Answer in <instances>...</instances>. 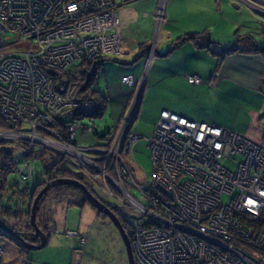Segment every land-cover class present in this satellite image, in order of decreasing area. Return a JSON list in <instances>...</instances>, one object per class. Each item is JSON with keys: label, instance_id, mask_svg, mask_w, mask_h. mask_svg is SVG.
Here are the masks:
<instances>
[{"label": "built area", "instance_id": "built-area-1", "mask_svg": "<svg viewBox=\"0 0 264 264\" xmlns=\"http://www.w3.org/2000/svg\"><path fill=\"white\" fill-rule=\"evenodd\" d=\"M136 1L0 0V118L27 126L19 132L29 133L21 137L30 142H40L38 131L47 133L43 145L55 138L61 151L68 148L96 180L99 173L112 184L104 156L112 157L116 149L131 153L141 139L131 130L130 108L143 81L135 85L132 76L121 77V84L136 91L123 106L121 127L108 132L114 140L107 147H89L77 144L78 131H85L76 123L60 126L67 129L66 136L56 126L59 117H88L93 103L75 98V86L54 87L47 71L64 73L74 62L120 59L129 53L132 28L122 14ZM157 2L160 22L165 0ZM249 2L264 12L258 7L264 8V0ZM186 80L201 83L197 75ZM147 144L150 178L144 174L139 184L133 175H124V183L142 201L117 183L119 197L107 190L129 223L134 264H264L237 246L249 243L244 249L264 253V139L253 142L230 129L164 110ZM87 151L93 155L83 159ZM232 156L241 158L234 170L225 166ZM15 174L21 189L31 181L32 164L17 163Z\"/></svg>", "mask_w": 264, "mask_h": 264}, {"label": "rangeland", "instance_id": "rangeland-1", "mask_svg": "<svg viewBox=\"0 0 264 264\" xmlns=\"http://www.w3.org/2000/svg\"><path fill=\"white\" fill-rule=\"evenodd\" d=\"M145 1L149 2L147 8L149 16L143 23L141 22V29L139 30V32L140 34L144 35L143 39L147 38L145 41L148 42L147 44L149 53L147 52V56L145 55L144 58H141L134 64L118 65L111 62L105 63L102 67V70L98 72L95 82L92 84V89L99 92L100 95H102L107 101L106 110L103 112L101 118H95L94 121L90 122V126H92L94 132L97 135H102L105 130L112 128L114 124L117 125V129L121 127L122 113H125V109H121V115L117 118V107L122 104L124 94L129 91L128 86L126 87V85L124 84L123 86H121V88L117 87L118 85L116 84V82L121 75H132L136 80L143 79L144 85L140 103H146L145 105H147L150 102L149 98L146 100L144 96L145 87H147V85L145 86V78L149 69L150 62L153 59L155 53V46L160 43V36L164 32L163 19L166 18V14L164 13L165 4H167V1L168 4H173L175 0H165V4L162 8L163 19H161L160 22H157L155 14L156 7L158 5L157 0L139 1V6H141V9L143 7L141 5V2ZM176 1L179 4H182V9H185V11L194 13L197 11L209 12V10H207L209 9L207 6H203V10L201 9L202 7L198 6V0ZM243 2L245 1L243 0ZM234 3L235 5L239 6L236 2ZM244 5L248 6L247 2H245ZM228 7L229 8L227 10H231L234 12H237L238 10L239 13V9H235L232 6ZM258 7L264 9L262 6ZM224 10L225 9L223 8V11ZM242 11L246 13L247 8L246 10L243 9ZM244 13H240L239 16L240 18H244L242 19L243 21H245L242 24L244 28L237 29L234 24L230 22L228 33H222L219 36H227V38L229 39L228 41L231 40L232 43L234 42V39L238 40L239 37L243 38L245 36H249L252 39L254 37V40L259 43V45H262L264 42L262 39L260 40V35L258 32L259 27L255 24V22H264V16L262 17L258 13L254 12L250 17V15L247 16ZM259 13H263L262 15H264V12L262 11ZM224 14L225 19H228V14L230 13L226 11L224 12ZM184 22L185 20H183L182 23ZM227 26L228 25L225 24V27ZM148 30H150L149 34L147 32ZM236 32L237 36L235 37L234 34ZM237 37L238 39H236ZM136 38L137 36L134 37V39ZM138 40H141V38H138ZM78 65V62H74L70 67L72 69L78 67ZM135 85L138 84L135 83ZM134 92L136 93V91L133 89L131 93L132 98L135 95ZM151 117L152 116L147 119L150 120ZM147 119L145 120L144 118L141 120L140 116L137 113L133 122L134 124L131 125V130L132 126L135 125V123H138L139 126L143 125L147 127V123L149 122ZM5 122L8 123L9 121L5 120ZM84 122L88 123L89 121L87 118H85ZM17 123L18 122H15L16 125H12V128H0V139H5L0 140V148L3 147L8 149L12 154L10 163L12 161L11 165H13L14 168V170H12L13 175L15 174V165L17 163H20V165L24 163H30L32 164L33 169L32 184L35 185L36 183H39L41 179L43 182L38 187L36 186L37 189L34 188L30 194L25 190L26 185H24L23 188L20 189L19 180H16V184L14 187L7 182L4 185L5 188L3 190H0V199H2L0 203H2V205H5L8 197L10 198L9 204L12 206H25L24 204L26 203L22 204L21 201H26L29 203L31 202L30 214H27V217L29 216L27 220L31 224L32 205L36 197L47 184L58 179H72L77 180L81 184L85 185L84 182L87 181L86 177L83 178L84 182H82L75 177L66 174L64 169L70 168L74 172H83L85 175H87L88 173V179H90L91 177L94 178L95 174L89 173L88 171L84 170L82 160L77 159V157H72L67 154L61 155L62 151L60 147L55 144V138H49L54 143L50 142L43 145L42 141H45V137H49L47 136V133L43 131H38L37 136L35 137L39 139L40 142L35 143L30 142L27 139H22L21 135L28 136L29 133L25 131L20 133L19 129L27 128V126ZM17 125V129L14 130ZM56 127L59 130L61 129L60 125L58 124ZM62 131L63 135L66 136L67 129L65 128ZM244 136L252 140L253 142H260L262 139H264V135L262 137V134L257 136L252 135L249 132L244 134ZM141 137L143 139H140L132 148V163L134 164V167L128 163V158H126L125 156V162L130 165V168L133 171L134 180L139 184H141L144 174L148 176V179L150 178L149 175L152 170L150 150L147 146V139L149 136L141 134ZM92 138L93 137L90 136L89 138L85 139V137L81 135L77 144L81 146H88L92 143ZM24 151H27V154H23ZM83 154L86 155L83 159H88L91 155H93L89 151L84 152ZM20 159L23 161H19ZM231 159L232 162L227 163L225 166L230 170H234L236 164L241 161V158L232 156ZM96 165L99 168H103V162H98L96 163ZM44 168H48V171H50L47 172V175H51L52 172L55 174L51 180H49V177L44 175ZM97 181L99 185L95 184L94 186H92V189L96 196L103 203L115 204V198H113L107 191H112L111 184L107 183L104 180L102 174L99 173L97 175ZM115 182L119 187L129 189L130 192L136 196V198L142 201L139 192L132 189L129 184L126 185L119 182L118 180ZM58 186H51L42 194L36 205L34 213V225L45 236L49 237L47 245L42 249H26V251H24L22 247L23 244L20 240L14 237L8 238L7 236L0 234V264H128L122 239L115 226L108 219H104L101 214H99L94 208L86 203L81 207L70 205V202L74 201L70 194L67 195V197L59 199V191H57L58 189L55 190ZM17 194H19L20 196H18ZM114 194L119 197L118 194ZM131 210L134 212V209ZM0 211H2L1 207ZM8 222H10L11 225L12 222ZM31 227L33 229V232L35 233L32 224ZM49 230L50 233L47 234ZM19 232L22 231L19 230ZM18 236L23 240L22 236H20L19 234ZM23 241L31 243V241L29 240ZM253 257L259 259V256L256 254H253Z\"/></svg>", "mask_w": 264, "mask_h": 264}, {"label": "crops", "instance_id": "crops-1", "mask_svg": "<svg viewBox=\"0 0 264 264\" xmlns=\"http://www.w3.org/2000/svg\"><path fill=\"white\" fill-rule=\"evenodd\" d=\"M139 1L130 4L122 14L132 28V45L129 53L120 58L124 65L134 64L140 60L134 58L138 45L145 44L148 47V42L145 41L147 38L143 39L144 35L140 34L139 30L141 22L143 23L149 16L147 11L149 2H141L143 6L141 9ZM224 1L198 0V6L202 7V10L203 6H207L209 12L195 13L182 9V4L177 3L176 0L173 4H168V1L167 4L164 3L166 18L162 19L165 33H162L160 43L155 46V53L145 78L147 87L144 96L146 100L149 98L150 102L147 105L140 103L137 111L141 120L152 117L150 120L147 119L149 121L147 127L139 126L138 123L132 126V131L140 137L141 134L150 136L160 113L164 110L194 122L213 124L242 135L247 132L257 136L262 134L263 137L264 43L254 51L240 52L235 49L225 52L224 49L227 50L237 44V40L234 39L232 43L231 40L228 41L227 36H219L228 33L230 22L237 29L244 28L242 26L245 22L242 20L244 18L239 17L240 13H244L243 9L247 8V12L250 11L244 13L250 17L256 11L251 6L250 8L244 5L246 1L243 0ZM228 6L239 9V13L238 10L237 12L230 10L231 13L227 10ZM226 11L230 13L228 19H225ZM225 24L228 26L225 27ZM147 32L149 34L150 30ZM201 32H207L213 43L199 46L189 40L169 51L170 43L184 34ZM259 35L260 40L264 42L263 35L261 33ZM136 36L137 38L134 39ZM234 36H237V32ZM187 75H197L201 83L189 84L186 80ZM122 76L125 75L117 79L118 88L123 86L120 82ZM133 79L135 83L143 81L134 77ZM125 97L123 96L122 104L117 107V117L123 109Z\"/></svg>", "mask_w": 264, "mask_h": 264}, {"label": "trees", "instance_id": "trees-1", "mask_svg": "<svg viewBox=\"0 0 264 264\" xmlns=\"http://www.w3.org/2000/svg\"><path fill=\"white\" fill-rule=\"evenodd\" d=\"M263 38H264V32H262ZM193 41L195 43H197L199 46H208L210 44H212V40L209 37V34L207 32H201V33H189V34H184L183 36H181L180 38L176 39L175 41L170 43L169 46V51L173 50L174 48L178 47L179 45H181L182 43L186 42V41ZM237 44L232 45L231 47H229V49H224L225 52H230L233 50H237L240 52H248V51H254V50H258L255 49L254 43H253V39L251 37L248 36V38H241L238 39ZM237 47V48H236ZM148 47L145 44H140L137 46L136 48V53H135V60L136 59H141L145 57V53L148 51ZM223 50V51H224ZM134 60V61H135ZM115 63V64H122L124 65L125 63L122 62L120 59H116V58H104V59H97L94 60L92 62H81L78 63V67L75 68H70L68 71L64 72V73H53L52 71H47L49 76L51 77V81L54 85V87H66L68 88L69 86H75L76 90L74 93L75 98H79L82 100H88L91 101L95 107V110L89 114H87L88 117H86L88 119V123H85V116H83L82 114L76 113L75 115L71 116V117H66L64 119L61 120V117H59L57 119V123L60 126H64L68 123H76L77 125L80 126L81 130H84L85 132L82 131H78L77 133V139L80 138V136L83 134L85 139L89 138L90 136H92V145H88L89 147H103L106 146V144L109 142L108 139H106L108 132L115 126L105 130L102 135H97L92 126H90V122L94 121L95 118H101L103 112L106 110V105H107V101L106 99L100 95L99 92H97L96 90L92 89V84L95 82V79L98 75V72L102 70V67L105 63ZM127 76V75H125ZM127 93V92H126ZM124 96H126V94H124ZM126 99V97H125ZM141 102V100H140ZM82 115V116H81ZM118 118V117H117ZM116 118V121H117ZM135 120V117L133 118V122ZM115 121V122H116ZM12 128V124H10L9 122H5L3 120L0 119V128ZM88 130H91V132L88 133ZM82 133V134H81ZM82 135V136H83ZM141 138V137H140ZM140 140V139H139ZM148 146V145H147ZM134 147V146H133ZM132 147V148H133ZM0 190H3L5 187L4 185L8 182L10 183L11 186H15L16 184V180H18L17 175L14 174L13 175V165H11L10 160L12 159V154L10 153V151L6 148H0ZM23 154H27V151H24ZM25 156V155H24ZM10 158V159H9ZM131 160H132V150H131ZM20 161H22L20 159ZM48 168H44V175L49 177V180H51L54 177V173L52 172L51 175H47ZM65 173L75 177L76 179L84 182V179L81 177V174L78 172H74L72 171L70 168L64 169ZM80 174V175H79ZM33 178V175H32ZM32 178L31 181L28 184H25V190L30 194L31 191L36 188L43 182L42 179L39 183H36L35 185L32 184ZM85 185H87L84 182ZM37 186V187H36ZM89 188V186L87 185V189ZM58 189V190H57ZM55 190L59 191L58 193V198L61 199L63 197H67V195H71L74 201L70 202V205H75V206H83L85 203L87 204L83 193L76 187L73 186H69V185H63V186H58ZM89 190V189H88ZM28 194V196H29ZM18 196H20L19 194H17ZM2 197V196H1ZM7 202L5 205H2V203H0V207L2 208V211H0V220L2 222H4L7 226H9L10 228L13 227V229H20L22 232H19L17 230V233H23L20 236L23 237V240H29L32 237V232L33 229L31 227L30 222L27 220L29 218V216L27 217V214H30V205L31 202H26V201H21L22 204H24L25 206H21V207H17V206H12L9 204V200L10 198H7ZM2 199H0L1 201ZM25 219V220H24ZM11 221V225L10 222ZM22 224V225H21ZM124 230L126 232V234L128 235L130 241H132V233H131V229L125 225L124 226ZM50 233V230L48 231L47 234ZM17 235V234H16ZM47 238H49L47 236ZM247 245L249 243H246ZM245 243L239 242L237 243V246L241 248L242 251L247 250L248 253H254L256 255L259 256L260 260L264 261V253L254 250V249H244V247L246 246ZM251 246V245H249ZM24 251H26L25 246H23Z\"/></svg>", "mask_w": 264, "mask_h": 264}, {"label": "flooded vegetation", "instance_id": "flooded-vegetation-1", "mask_svg": "<svg viewBox=\"0 0 264 264\" xmlns=\"http://www.w3.org/2000/svg\"><path fill=\"white\" fill-rule=\"evenodd\" d=\"M244 1H246L247 2V4L249 5V6H251L250 5V2L248 1V0H244ZM252 7V6H251ZM252 9L253 10H255V8H253L252 7ZM255 24L259 27V33H261L262 34V32H264V22L262 21H256L255 22ZM248 38V37H247ZM239 39H241L240 37H239ZM253 43H254V46H255V48L257 49H259V47L258 46H261V45H259V43H257L255 40H254V37H253ZM149 51V50H148ZM147 51V52H148ZM146 52V53H147ZM129 89V92H128V94L126 95V103L128 104V101H130L131 100V98H132V96H131V93H132V88H128ZM141 97V96H140ZM140 100H141V98H139L138 99V101H137V103H136V105H135V107H131L130 108V111H131V115H132V120H133V118L136 116V114H137V111H138V108H139V105H140ZM106 139H108L109 140V142L111 143V141H113L114 140V136H111V135H109L108 137H106ZM123 140H124V138L122 139V138H120V142L122 143L123 142ZM79 141V138L77 139V142ZM109 142L106 144V146L105 147H107L108 146V144H109ZM65 154H67V155H69L70 154V152H69V149L67 148V149H65V150H63L62 151V153H61V155H65ZM125 156H126V158H128V160L127 161H129L128 163L129 164H131L133 167H134V164L132 163V160H131V153H129L128 152V154L127 153H123V151H121V149H116L115 150V154L114 155H112V157H110V156H108L107 155V157H105L104 156V158H106V166H107V169H108V176H109V178H110V180L115 184L116 182L115 181H119V182H121V183H124L126 180H125V178H124V175L127 173V175L129 176V175H133V171H132V169L130 168V165L128 164V163H126L125 162ZM81 174V177L82 178H84V177H86L87 178V181H85L86 182V184L89 186V192L93 195V196H95L101 203H103L97 196H96V194L94 193V191H93V189H92V186H94L95 184H98L99 185V183H98V181L95 179V178H93V177H91L90 179H88V173H87V175H85L83 172H81L80 173ZM109 182V181H108ZM110 183V182H109ZM111 184V187H112V191L113 192H115L116 194H118V195H120V188L119 187H115V185L114 184H112V183H110ZM125 184V183H124ZM87 185H86V188H87ZM81 191V190H80ZM82 192V191H81ZM83 193V192H82ZM84 195V194H83ZM84 198H85V195H84ZM86 200V199H85ZM87 202V201H86ZM109 210H111V212H113L116 216H117V218H118V220L120 221V223L122 224V226H123V228H124V226L125 225H127L128 227H129V223H128V221H127V219L123 216V213H122V209H121V207L118 205V204H108V203H103ZM89 205V204H88ZM90 206V205H89ZM102 216H103V214H101ZM104 219H108V218H106V217H104ZM109 220V219H108ZM4 223V222H3ZM5 224V223H4ZM9 227V226H8ZM13 227L14 226H12V228H10L14 233H16L17 234V236H18V234L19 235H21V234H23V233H17V230L19 231L20 229H13ZM21 231V230H20ZM0 234H2L3 235V233L0 231ZM24 235V234H23ZM8 238H12V237H9L8 235H6ZM19 237V236H18ZM21 240V239H20ZM29 241H33L34 242V232L32 233V237L29 239ZM39 242L38 241H35V244H38ZM26 248V247H25ZM26 249H28V248H26Z\"/></svg>", "mask_w": 264, "mask_h": 264}, {"label": "water", "instance_id": "water-1", "mask_svg": "<svg viewBox=\"0 0 264 264\" xmlns=\"http://www.w3.org/2000/svg\"><path fill=\"white\" fill-rule=\"evenodd\" d=\"M249 6V5H248ZM250 7V6H249ZM251 8V7H250ZM253 11V10H252ZM256 12L258 10H255ZM260 11H258L257 13L259 15H261L262 17L264 15H262L261 13H259ZM248 13H250V11L248 10ZM253 15V14H252ZM143 85L144 83H142L141 89H140V95L139 98H141V94L143 91ZM132 123V122H131ZM58 186V185H69V186H73L76 187L78 189H80L83 194L85 195V199L87 201V204H89L92 208H94L99 214H103V217H106L109 219V221L115 226V228L118 230L119 235L122 239L123 245H124V249H125V253L127 256V263L128 264H134V260H133V254H132V249H131V241L128 237V235L126 234L122 224L120 223V221L118 220L117 216L111 212V210H109L103 203H101L95 196H93L86 188L85 185L81 184L80 182H78L77 180H72V179H58V180H54L53 182L47 184L45 186V188L39 193V195L36 197L33 205H32V209H31V224L34 228V242L31 243H27L25 241H23L22 239L20 240V238L16 235V233H14L6 224H4L1 220H0V231L3 233V235H8L9 237H14L18 240L21 241V243L23 244V246H25L28 249H42L47 245L48 242V238L47 236H45L35 225H34V213H35V208L36 205L40 199V197L42 196V194L51 186ZM35 241H38V244H35Z\"/></svg>", "mask_w": 264, "mask_h": 264}, {"label": "bare ground", "instance_id": "bare-ground-1", "mask_svg": "<svg viewBox=\"0 0 264 264\" xmlns=\"http://www.w3.org/2000/svg\"><path fill=\"white\" fill-rule=\"evenodd\" d=\"M146 54V53H145ZM137 60V59H136ZM90 63V62H89ZM0 140H5V139H0ZM96 187V186H95ZM97 188V187H96Z\"/></svg>", "mask_w": 264, "mask_h": 264}, {"label": "clouds", "instance_id": "clouds-1", "mask_svg": "<svg viewBox=\"0 0 264 264\" xmlns=\"http://www.w3.org/2000/svg\"><path fill=\"white\" fill-rule=\"evenodd\" d=\"M133 124V123H132Z\"/></svg>", "mask_w": 264, "mask_h": 264}]
</instances>
